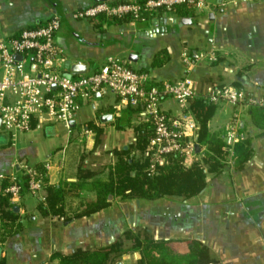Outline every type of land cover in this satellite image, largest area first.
Instances as JSON below:
<instances>
[{"label":"crops","instance_id":"crops-1","mask_svg":"<svg viewBox=\"0 0 264 264\" xmlns=\"http://www.w3.org/2000/svg\"><path fill=\"white\" fill-rule=\"evenodd\" d=\"M129 1L133 0H0V39L37 29L56 16L61 74L85 77L97 72L108 57H117L131 70L147 74L151 84L182 80V54L212 50L216 62H203L189 74L198 92L238 84L250 97H264V0L226 8L220 7L222 0H208L206 10L158 12L134 24L125 19L75 18L97 3ZM117 103L105 88L80 101L69 134L59 123L32 120L30 131L12 143L0 128V176L18 179V171L25 175L18 165L43 172L49 164L45 183L59 188L63 210L60 218L43 217L39 207L45 202L23 188L19 200L10 201L18 217L14 227L9 231L1 224L0 264H58L52 259L55 254L68 256L109 245L126 230L136 229L177 248L199 242L210 250L211 264H264V117L253 109L238 110L239 131L251 145V158L241 170L235 171L231 162L217 177L208 176L200 197L115 199L104 211L74 218L86 203L95 201L99 184L108 182L113 151L135 141L142 108L118 112ZM189 107L185 111L170 98L160 104L172 121L184 111L193 118ZM235 112L217 104L207 125L209 135L220 140ZM7 184L2 181L0 190ZM42 195L45 198V190ZM132 254L137 261L140 256Z\"/></svg>","mask_w":264,"mask_h":264},{"label":"built area","instance_id":"built-area-1","mask_svg":"<svg viewBox=\"0 0 264 264\" xmlns=\"http://www.w3.org/2000/svg\"><path fill=\"white\" fill-rule=\"evenodd\" d=\"M260 1L262 0H222L220 7ZM185 6L196 10L210 8L208 0H133L114 5L102 2L79 11L75 18H129L134 24L148 15L158 12L173 13ZM58 29L59 19L53 16L37 29L24 30L17 37L10 39H0V128L12 143L19 135L30 131L32 120L39 123H59L69 134L79 102L88 100L105 88L118 98L116 111L126 107H142L141 121L149 125L152 131L149 141V175L154 173L155 166L165 164L168 155L179 157L184 168L190 167L195 161L196 123L191 115L185 112L190 101L201 99L237 109L220 136L227 153L226 165H230L233 147L244 141V136L239 131V111H264V97L254 99L233 86L208 87L202 92L194 88L189 74L203 62L216 61V53L212 50L193 55L183 53L182 62L186 76L175 83L151 84L147 74L131 70L125 61L117 57H108L103 66L91 75L78 79L66 77L59 71L62 51L55 44ZM16 56L21 60L16 61ZM165 98L174 100L185 110L175 121L166 117L160 109L161 101ZM84 133L86 134V131ZM202 150H205V147H202ZM18 167L27 177L26 187L29 194L44 203L42 194L50 165L46 164L43 172H37L25 165ZM4 180L8 184L0 190L1 194L10 197L11 202L18 201L21 187L16 175L7 178L0 176V185ZM1 233L0 222V235Z\"/></svg>","mask_w":264,"mask_h":264},{"label":"trees","instance_id":"trees-1","mask_svg":"<svg viewBox=\"0 0 264 264\" xmlns=\"http://www.w3.org/2000/svg\"><path fill=\"white\" fill-rule=\"evenodd\" d=\"M181 9L190 10L193 7H180L174 12ZM123 19L130 21L129 18ZM231 86L241 90L238 84ZM189 105V111L196 123L194 137L196 159L190 167H182L179 157L168 155L165 164L155 166L154 173L149 175L148 169L151 165L149 141L152 131L149 125L141 122L134 128V143L126 148L113 151L115 163L110 168L108 182L99 184L96 188L95 201L86 203L74 218L89 217L104 211L115 199L122 202H153L167 199L189 201L200 197L206 188L207 177L215 178L226 168L227 153L222 141L211 137L208 133L207 125L215 113L217 104L194 99L189 102ZM251 111L264 117V111L261 109ZM87 129L94 130L91 126H87ZM202 147H205V150H202ZM251 156L252 149L249 142L243 141L236 144L233 147L231 158L233 169L241 170ZM17 173L21 190L23 188L27 190L25 175L21 171ZM79 179L84 178L79 176ZM44 190L45 203L39 207L41 215L62 217L59 188L47 187L45 184ZM17 219V213L10 203V197L0 194V222L5 230L10 231ZM129 253H136L140 256L135 264L212 263L210 250L199 242L190 241L177 248L172 246L171 242L152 239L143 230H126L109 245L91 250H78L68 256L55 254L52 259L57 260L58 264H118V261Z\"/></svg>","mask_w":264,"mask_h":264},{"label":"rangeland","instance_id":"rangeland-1","mask_svg":"<svg viewBox=\"0 0 264 264\" xmlns=\"http://www.w3.org/2000/svg\"><path fill=\"white\" fill-rule=\"evenodd\" d=\"M138 230V229H136ZM135 258L133 257L132 253H129L128 255H124L119 261L118 264H135L137 261L134 260ZM137 259V257H136Z\"/></svg>","mask_w":264,"mask_h":264},{"label":"water","instance_id":"water-1","mask_svg":"<svg viewBox=\"0 0 264 264\" xmlns=\"http://www.w3.org/2000/svg\"><path fill=\"white\" fill-rule=\"evenodd\" d=\"M98 1H99V0H98ZM14 59H15L16 61H20V60H21V58H20V57H18V56L14 57ZM70 125L72 126V125H73V123H71Z\"/></svg>","mask_w":264,"mask_h":264}]
</instances>
